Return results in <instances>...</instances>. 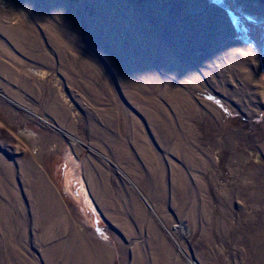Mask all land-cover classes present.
I'll list each match as a JSON object with an SVG mask.
<instances>
[{
  "label": "rangeland",
  "instance_id": "rangeland-1",
  "mask_svg": "<svg viewBox=\"0 0 264 264\" xmlns=\"http://www.w3.org/2000/svg\"><path fill=\"white\" fill-rule=\"evenodd\" d=\"M0 264H264V0H0Z\"/></svg>",
  "mask_w": 264,
  "mask_h": 264
},
{
  "label": "bare ground",
  "instance_id": "bare-ground-1",
  "mask_svg": "<svg viewBox=\"0 0 264 264\" xmlns=\"http://www.w3.org/2000/svg\"><path fill=\"white\" fill-rule=\"evenodd\" d=\"M17 35V34H16ZM21 36V35H20ZM17 37H18V39H19V35H17ZM21 38H23L22 36H21ZM132 62V64L135 62V61H131ZM168 92H170V91H168ZM170 97L172 96V93L170 94H168ZM172 97H177V96H172ZM184 102V101H183ZM175 103H178V104H180V105H177L176 107L178 108V111H180V110H186L184 107H185V105H183V104H181L179 101H176ZM53 112L55 111L56 112V108L54 107L53 108V110H52ZM184 113V112H183ZM161 114H163V113H161ZM162 123H168L167 121H162ZM169 127L170 128V126L169 125H167L166 124V127ZM166 127H165V129L163 130L165 133H167V134H170V130H171V128H170V130H166ZM95 128V127H94ZM162 128H164V126L162 127ZM173 129V128H172ZM174 134V133H173ZM107 135V134H106ZM135 135H136V133H135ZM176 135V134H175ZM179 136V135H178ZM173 137V136H172ZM178 138V137H177ZM176 138V139H177ZM181 139V138H180ZM186 141V140H185ZM178 142V144H179V146L181 145V141H177ZM182 144H183V142H182ZM174 145V144H173ZM172 145V146H173ZM183 146H184V144H183ZM176 148H178V145H176ZM184 148V147H183ZM143 149V148H142ZM148 149V148H147ZM186 149V148H185ZM146 150V149H145ZM188 149H186V151H187ZM143 156V155H142ZM184 159H185V161L186 162H188V163H191L192 162V160L190 159V158H187L186 156L184 157ZM196 163V162H195ZM194 163V164H195ZM200 160H198V162H197V165H200ZM31 170V175H32V177H34L35 179H36V181L37 182H43L44 183V177H43V175H42V173H41V171H39V170H36V167H34L33 166V169L31 168L30 169ZM181 179V178H180ZM185 181V180H184ZM179 188V187H178ZM177 188V189H178ZM46 199H47V197H46ZM44 203H46V202H44ZM50 207V206H49ZM102 254V253H101Z\"/></svg>",
  "mask_w": 264,
  "mask_h": 264
},
{
  "label": "water",
  "instance_id": "water-1",
  "mask_svg": "<svg viewBox=\"0 0 264 264\" xmlns=\"http://www.w3.org/2000/svg\"><path fill=\"white\" fill-rule=\"evenodd\" d=\"M215 2H219V3H221V0H214Z\"/></svg>",
  "mask_w": 264,
  "mask_h": 264
}]
</instances>
